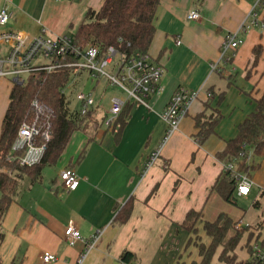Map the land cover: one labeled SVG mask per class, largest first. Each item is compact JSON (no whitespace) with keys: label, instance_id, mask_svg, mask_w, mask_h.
<instances>
[{"label":"crops","instance_id":"1","mask_svg":"<svg viewBox=\"0 0 264 264\" xmlns=\"http://www.w3.org/2000/svg\"><path fill=\"white\" fill-rule=\"evenodd\" d=\"M102 1L0 0V9L10 14L7 30L54 37L75 31L85 11L97 9ZM252 6L253 0H160L147 50L164 66L160 90L146 105L128 101L120 127L116 123L107 129L102 123L111 98L118 97L108 95V82L92 80L85 71L76 75L75 91L89 92L94 105L55 162L43 166L36 179L28 173L18 177L17 193L1 221V264H76L85 240L94 235L98 239L80 264H119L124 250L135 255L132 264H189L199 257L185 243L182 223L189 210L200 212L201 229L220 213L229 216L233 225L226 238L240 232L234 253L237 260L249 259L253 242L264 240V145L252 151L248 194L235 192L251 202L255 220L249 222L245 210L224 201L211 187L223 171L216 154L264 92V9ZM190 8L197 9V19L187 18ZM254 17L259 24H251ZM241 26L242 42L233 58L218 61L212 69L225 36ZM11 87L8 78L0 77V127ZM178 88L197 96L177 128L166 135L161 114ZM216 113L220 118L213 133L198 144L196 118ZM157 149V159L147 165ZM64 168H72L79 178L73 190L62 186L59 173ZM129 199V217L120 223L116 213ZM69 222L83 239L72 245L63 239ZM43 252L56 260L43 262Z\"/></svg>","mask_w":264,"mask_h":264},{"label":"trees","instance_id":"2","mask_svg":"<svg viewBox=\"0 0 264 264\" xmlns=\"http://www.w3.org/2000/svg\"><path fill=\"white\" fill-rule=\"evenodd\" d=\"M160 0H103L97 9L88 8L82 21L73 34V41L81 48L87 44H96L101 55L107 47L113 46L124 53L135 51L147 52L151 43L155 12ZM259 48L255 50V58ZM67 79L66 70L54 72L36 71L27 76L21 84L13 83L9 91V102L2 117L0 127V244L3 240L1 228L2 218L13 201L18 190V177L23 173L31 175L32 179L40 176L43 166L57 160L65 148L72 132L81 126L82 119L76 112L68 110L67 102L60 93V88ZM36 100L43 111L38 119L50 123L52 137L46 145L41 160L32 166H19L7 161L6 155L17 134L20 124L33 118L35 112L32 101ZM129 102L124 104L115 124L124 122V114ZM121 114V115H120ZM123 116V117H122ZM220 114L208 116L202 120L197 117L195 126L198 128L197 143L201 144L209 134L213 133ZM264 145V92L255 99L254 110L237 126L236 135L226 143L224 149L216 154L223 165L232 162L236 170L247 169L246 154L248 151L258 152ZM7 166L13 172L7 173L2 169ZM211 190L230 203H236V180L229 171L223 170L213 183ZM131 211L130 199L117 211L115 219L123 223ZM200 212L189 210L182 225L188 231L195 227ZM233 221L224 213L218 214L214 221H204L202 229L210 238L208 245L198 244L197 254L200 260L189 264H211L215 256L227 264H245L247 260H237L234 249L240 238V232L226 238L232 228ZM220 248V249H219ZM218 249V251H216ZM230 252L231 257L223 255ZM120 259L132 262L135 255L128 250L120 254ZM1 264V263H0Z\"/></svg>","mask_w":264,"mask_h":264},{"label":"built area","instance_id":"3","mask_svg":"<svg viewBox=\"0 0 264 264\" xmlns=\"http://www.w3.org/2000/svg\"><path fill=\"white\" fill-rule=\"evenodd\" d=\"M252 9H264V0H253ZM253 15L256 13L253 12ZM187 18L197 19L199 13L196 8L187 11ZM10 14L6 8L0 9V25L7 23ZM252 25L259 24L254 17ZM243 27L229 32L221 45L218 60L212 63L211 68L216 69L218 61H228L233 58L235 51L242 42L238 32ZM110 67V71L106 68ZM66 70L67 79L60 88L64 100L67 102L68 110L76 112L83 120L90 113L94 101L89 92L75 91L74 99L77 109H71L69 103L74 89V79L79 72L85 71L92 80L105 78L110 84L116 85L125 95L124 98L112 97L108 114L102 119L107 129H114L116 119L122 107L128 101L147 104V98L160 90L159 79L164 72V66L156 63L147 52L135 51L124 53L113 46L107 47L101 55V50L96 44H87L79 47L69 35L47 36L38 34L30 36L19 31H0V77L8 78L13 83L21 84L32 72L44 71L54 72ZM75 90V89H74ZM197 93L178 88L170 96L161 116L166 122V135L174 131L180 120L185 116L189 105L195 100ZM34 116L30 120L23 121L18 130L11 147L6 155L7 161L15 162L19 166H32L37 164L46 149V145L52 137L50 123L47 120L41 122L38 117L43 109L40 104L32 101ZM82 123V122H81ZM159 150H155L149 158L147 165L155 162ZM252 151L246 154L247 169L243 172L236 170L232 162L223 165V170L229 171L230 176L236 180V192L238 195H247L252 184L249 169ZM4 172L11 173L5 168ZM62 186L65 190H73L78 185V176L72 168H64L59 173ZM247 188V192L241 191ZM236 224L235 227H238ZM63 239L69 245L78 240H83L79 230L72 222H69L63 231ZM98 239L94 235L85 240V250L77 260L80 264L84 253L92 248ZM43 262L56 260V256L49 252L40 255ZM119 264H132L121 260ZM245 264H264V240L255 241L251 245V254Z\"/></svg>","mask_w":264,"mask_h":264},{"label":"rangeland","instance_id":"4","mask_svg":"<svg viewBox=\"0 0 264 264\" xmlns=\"http://www.w3.org/2000/svg\"><path fill=\"white\" fill-rule=\"evenodd\" d=\"M9 25H4V26H0V31H5L7 29H11L9 28ZM74 34V31H72L71 33H69L68 35L72 38ZM107 70L110 71V67L106 68ZM105 78H100V80L104 81ZM106 80V79H105ZM107 81V80H106ZM105 82V81H104ZM108 82V81H107ZM108 89L106 90L108 95H116L118 97L124 96V93L116 86V85H110V83L108 82ZM71 94V100L69 103V107L71 109H77V103L74 99V94H75V90L72 89L71 92L68 91ZM3 168H5L7 171L11 172V174L13 173L11 171L10 168H8L7 166H4ZM233 206H238L241 209L246 211V215L245 218L249 220V222H252L253 220H255L256 218V209L254 207H252L251 202L247 201V200H243L239 197H236V203L232 204ZM246 225V222L245 224ZM191 232V233H189ZM188 230L186 231V237H185V243L187 245V247H189V251L191 250L190 247L194 248L195 251L197 249L196 245L198 244H203V245H208L210 238L206 237V234L204 233V231L201 229V224H195V227H193V229H191V231ZM220 249V248H219ZM218 251V249L216 250ZM225 255L230 258L231 253L230 252H225V254L223 255V258H225ZM200 258L198 257L197 260L194 261H199ZM211 264H227L224 263L223 261H219L217 257H213L211 260Z\"/></svg>","mask_w":264,"mask_h":264},{"label":"snow or ice","instance_id":"5","mask_svg":"<svg viewBox=\"0 0 264 264\" xmlns=\"http://www.w3.org/2000/svg\"><path fill=\"white\" fill-rule=\"evenodd\" d=\"M241 191L247 192L248 190H247V188H242Z\"/></svg>","mask_w":264,"mask_h":264}]
</instances>
